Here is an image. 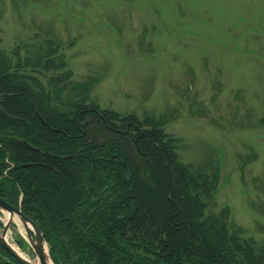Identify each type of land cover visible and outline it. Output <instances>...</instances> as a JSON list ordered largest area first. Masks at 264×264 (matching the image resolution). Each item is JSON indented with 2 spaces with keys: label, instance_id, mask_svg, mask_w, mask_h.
Segmentation results:
<instances>
[{
  "label": "trees",
  "instance_id": "trees-1",
  "mask_svg": "<svg viewBox=\"0 0 264 264\" xmlns=\"http://www.w3.org/2000/svg\"><path fill=\"white\" fill-rule=\"evenodd\" d=\"M60 47L51 37L25 58L0 49V196L40 228L52 262L264 264V245L231 231L229 208L205 212L220 163L181 162V141L163 130L167 114L104 111L92 78L71 81L64 70L45 87L29 73L64 69ZM147 180L160 182L161 199ZM140 194L159 210L143 216ZM0 264L21 263L0 243Z\"/></svg>",
  "mask_w": 264,
  "mask_h": 264
},
{
  "label": "rangeland",
  "instance_id": "rangeland-1",
  "mask_svg": "<svg viewBox=\"0 0 264 264\" xmlns=\"http://www.w3.org/2000/svg\"><path fill=\"white\" fill-rule=\"evenodd\" d=\"M51 37L66 67L29 73L45 87L64 70L71 81L92 78L104 111L167 114L163 130L181 141V162L220 163L205 212L229 208L231 231L264 245V0H0L8 56L25 58ZM155 183L144 184L157 200ZM140 195L143 216L159 210ZM16 222L8 231L15 245Z\"/></svg>",
  "mask_w": 264,
  "mask_h": 264
},
{
  "label": "water",
  "instance_id": "water-1",
  "mask_svg": "<svg viewBox=\"0 0 264 264\" xmlns=\"http://www.w3.org/2000/svg\"><path fill=\"white\" fill-rule=\"evenodd\" d=\"M53 155V154H51ZM62 159H67L71 157H61ZM124 165V163H123ZM0 212L6 214V221L4 222L3 229L0 232V243L13 257H15L21 264H54L49 255L48 245L44 238L42 231L36 225L34 221L28 218L20 207H16L5 201L4 198L0 196ZM19 221L24 228L26 233V242L30 245L33 254L34 261L23 257L13 248L8 239V231L12 229L13 224H17Z\"/></svg>",
  "mask_w": 264,
  "mask_h": 264
},
{
  "label": "bare ground",
  "instance_id": "bare-ground-1",
  "mask_svg": "<svg viewBox=\"0 0 264 264\" xmlns=\"http://www.w3.org/2000/svg\"><path fill=\"white\" fill-rule=\"evenodd\" d=\"M6 218H7V217H6ZM19 230H20L19 232L23 233L24 228H22V227L20 226ZM9 243H11V242H9ZM11 245L13 246V248L16 250L17 253H19L20 255H22V256L25 257V258H28V259L34 261L33 263H36V260L31 259L26 253H23V251L20 250L19 247H18L17 245H15L14 243H11ZM50 264H52V263H50Z\"/></svg>",
  "mask_w": 264,
  "mask_h": 264
}]
</instances>
